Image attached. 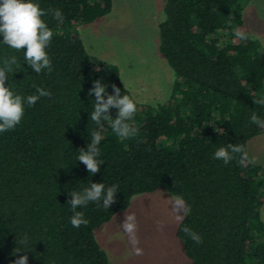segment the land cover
<instances>
[{"label":"trees","instance_id":"16d2710c","mask_svg":"<svg viewBox=\"0 0 264 264\" xmlns=\"http://www.w3.org/2000/svg\"><path fill=\"white\" fill-rule=\"evenodd\" d=\"M250 0H164L158 22V50L175 73L165 102L137 101L116 64L90 55L76 27L108 14L112 0H33L41 9H58L63 23L42 17L53 31L46 49L53 71L36 74L16 52L0 43V61L15 55L19 67L5 86L15 94L51 92L28 107L22 121L0 133V264L27 255L28 264H109L94 230L128 207L135 194L162 189L181 196L189 209L176 235L191 264H264V166L225 165L213 159L220 147L247 142L264 130V45L243 19ZM241 31L245 39L235 32ZM2 40V36H0ZM121 89L136 103L129 123L138 129L126 140L110 121L89 119L93 81ZM107 96H105V99ZM118 109H109L116 117ZM101 134L99 172L90 175L77 160L91 133ZM248 154V153H247ZM117 186L116 202L105 210L90 202L77 211L88 225L72 227L69 192L90 183ZM203 239L196 244L182 229ZM20 251L17 255L16 252Z\"/></svg>","mask_w":264,"mask_h":264},{"label":"rangeland","instance_id":"374dc122","mask_svg":"<svg viewBox=\"0 0 264 264\" xmlns=\"http://www.w3.org/2000/svg\"><path fill=\"white\" fill-rule=\"evenodd\" d=\"M164 0H112L104 17L81 24L76 30L87 52L114 63L120 78L137 101L151 105L165 102L175 73L158 50V22ZM250 32L264 45V0H250L243 9ZM247 153L264 166V130L247 142ZM168 192L156 189L135 194L128 207L95 228L94 235L105 250L109 264H191L176 235V221ZM134 214L143 255H136L128 236L119 227L125 215ZM179 215H183L181 210ZM264 217V204L260 208ZM264 220V219H263ZM158 222L163 230H158Z\"/></svg>","mask_w":264,"mask_h":264},{"label":"clouds","instance_id":"9594fccd","mask_svg":"<svg viewBox=\"0 0 264 264\" xmlns=\"http://www.w3.org/2000/svg\"><path fill=\"white\" fill-rule=\"evenodd\" d=\"M45 15L51 16L53 19L63 23V14L58 9H48L47 12L34 3L33 0H0V36L3 43L7 47L16 52H23V59L26 64L40 74L47 70V73L53 71L52 62L46 51L53 37V31L48 27L47 23L42 19ZM235 36L239 39H245L244 34L237 30ZM19 67L17 57L15 55L4 57L0 61V133L13 130L23 119L25 114V104L28 107L34 106L41 97H50L51 92L40 87H35L36 94L23 97L15 94L5 82L8 75L15 73L13 66ZM114 95L107 94V85H103L101 80L93 81V87L88 90V95L95 96L94 110L89 113V119L96 125L102 126V121H110L113 133L121 140L134 137L138 129L132 126L131 121L136 112L137 106L129 95H121V89L115 84L111 85ZM105 96L107 98L105 99ZM254 104L264 105V98L253 99ZM118 109L116 117L109 115V109ZM250 123L258 127H264V120H261L255 113L250 117ZM102 136L99 132L91 133L90 143L86 149L78 150L77 160L86 166V170L90 175H95L100 170L102 161L97 157L100 155V142ZM240 157L239 163L251 164L254 159H250L244 146L241 144L228 143L226 147H220L213 155V159L222 160L225 165L230 161ZM117 186L108 187L105 191L104 183H93L83 189L82 192H69L71 197L67 204L70 205L73 215L70 217V223L74 228H80L82 225L87 226L89 221L84 218V213L77 211L78 208L86 207L90 202L96 203L105 210L116 202ZM171 205L172 213L177 222H182L185 216H188L189 209L185 200L178 195H170L168 199ZM183 215H179L180 211ZM264 219V217H262ZM119 227L128 236L129 243L134 248L136 255H143V249L138 247L139 238L137 236V223L134 214L125 215L124 222ZM158 230H163V224L158 222ZM182 231L192 239L196 244H202L203 239L200 235L193 232L190 228L184 227ZM20 251L16 252L17 255ZM13 264H28V256H18Z\"/></svg>","mask_w":264,"mask_h":264}]
</instances>
